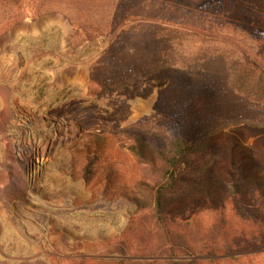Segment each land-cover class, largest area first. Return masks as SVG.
Instances as JSON below:
<instances>
[{
	"label": "rangeland",
	"instance_id": "rangeland-1",
	"mask_svg": "<svg viewBox=\"0 0 264 264\" xmlns=\"http://www.w3.org/2000/svg\"><path fill=\"white\" fill-rule=\"evenodd\" d=\"M260 51L264 0H0V264L108 259L136 207L104 200L102 176L136 191L147 176L126 150L136 138L214 141L222 185L231 143L263 168ZM94 153L100 172L85 184ZM172 209L206 221L199 199ZM252 255L237 264H264V250Z\"/></svg>",
	"mask_w": 264,
	"mask_h": 264
},
{
	"label": "trees",
	"instance_id": "trees-1",
	"mask_svg": "<svg viewBox=\"0 0 264 264\" xmlns=\"http://www.w3.org/2000/svg\"><path fill=\"white\" fill-rule=\"evenodd\" d=\"M260 55L264 58V52ZM214 143L176 137L159 147L134 139L126 150L144 165L147 176L137 180L136 191L126 187L120 192L113 189V174L107 168L99 192L106 201L128 200L136 212L126 231L107 245L108 259H82L79 264H237L238 254L254 256L263 251L264 167L247 157H235L231 143L227 182L222 185L214 179ZM99 161L97 153L84 160L79 176L85 184L100 172ZM218 190H223V199L216 196ZM195 198L206 209L200 211L206 221L197 216L191 223L179 222L172 207L186 206ZM138 221L149 224L133 235ZM198 254L202 259H195Z\"/></svg>",
	"mask_w": 264,
	"mask_h": 264
},
{
	"label": "bare ground",
	"instance_id": "bare-ground-1",
	"mask_svg": "<svg viewBox=\"0 0 264 264\" xmlns=\"http://www.w3.org/2000/svg\"><path fill=\"white\" fill-rule=\"evenodd\" d=\"M15 182L16 183H13V186L10 188V190H11L12 194L14 192H16L17 194H19L18 188L20 189L21 187H23V181H22L21 176H18V178H17V180Z\"/></svg>",
	"mask_w": 264,
	"mask_h": 264
}]
</instances>
